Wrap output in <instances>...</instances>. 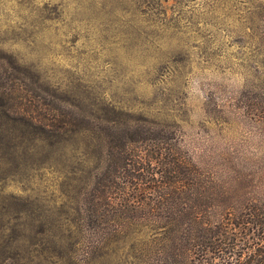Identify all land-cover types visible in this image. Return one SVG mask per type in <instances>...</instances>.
Segmentation results:
<instances>
[{"label":"rangeland","instance_id":"1","mask_svg":"<svg viewBox=\"0 0 264 264\" xmlns=\"http://www.w3.org/2000/svg\"><path fill=\"white\" fill-rule=\"evenodd\" d=\"M7 90L57 124L43 133L0 106V264H164L166 221L112 216L122 230L103 237L86 218L105 144L84 117L175 128L207 179L190 204L213 226L264 207V0H0ZM258 231L241 246L252 264H264Z\"/></svg>","mask_w":264,"mask_h":264},{"label":"trees","instance_id":"2","mask_svg":"<svg viewBox=\"0 0 264 264\" xmlns=\"http://www.w3.org/2000/svg\"><path fill=\"white\" fill-rule=\"evenodd\" d=\"M7 62L10 67H17L14 62ZM7 78L17 85L13 76L8 75ZM14 84L9 85L8 90ZM8 90L0 95L4 116L33 126L43 133L56 126L57 119L51 118L42 107L39 108L46 113L35 116L21 106H12L10 100L5 98ZM104 118L97 121L88 120L87 117L83 119L85 127L99 128L101 133L98 137L105 144V168L97 175L96 187L86 210L89 223H93L97 231H102L103 237L112 230H122L117 227L119 225H113V229L109 230L107 225L110 227L112 216L116 221L122 219L124 224H130L133 220L151 224L159 219L164 223L166 221L168 228L164 230L171 240L164 264H252L241 258L244 249L241 246L256 247L258 230L261 227L264 229V212L261 210L264 207L258 209V206L252 205L247 210L243 207L242 210L250 212L245 214L242 211L238 216L226 206L224 209L231 211H227L223 219L213 226L212 221L199 215L196 207L190 204L195 191L198 197L202 196L207 179L194 158L178 148L175 128L160 127L154 122L121 127L117 118ZM59 128L70 130L63 124ZM46 134L45 137L56 139L63 137L60 134ZM183 235L188 236L187 239ZM213 239L225 243L216 244Z\"/></svg>","mask_w":264,"mask_h":264}]
</instances>
